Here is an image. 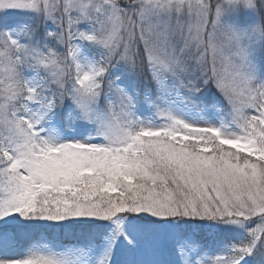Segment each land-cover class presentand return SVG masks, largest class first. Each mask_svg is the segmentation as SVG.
Here are the masks:
<instances>
[{
    "label": "snow or ice",
    "instance_id": "6c2138e0",
    "mask_svg": "<svg viewBox=\"0 0 264 264\" xmlns=\"http://www.w3.org/2000/svg\"><path fill=\"white\" fill-rule=\"evenodd\" d=\"M0 264H264V0H0Z\"/></svg>",
    "mask_w": 264,
    "mask_h": 264
}]
</instances>
